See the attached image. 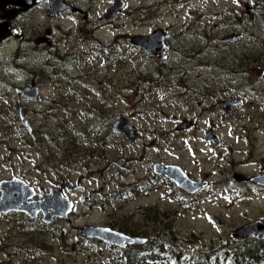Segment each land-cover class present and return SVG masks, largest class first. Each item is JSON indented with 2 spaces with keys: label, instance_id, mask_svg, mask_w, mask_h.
<instances>
[{
  "label": "rangeland",
  "instance_id": "374dc122",
  "mask_svg": "<svg viewBox=\"0 0 264 264\" xmlns=\"http://www.w3.org/2000/svg\"><path fill=\"white\" fill-rule=\"evenodd\" d=\"M110 1L90 2L93 20L101 15ZM138 1L140 0H130L131 9ZM180 1L188 4L186 13H180L178 20L171 21L179 23L180 27L187 21L199 22L194 32L187 35L185 47L189 49L190 46L194 47L195 43L197 46L201 44L205 46L199 52L196 51L195 58L192 57L190 60L175 58L176 63L172 66H181L182 62L187 61L184 67L186 70V66L190 64L187 70L189 74L197 70L198 79L208 81V88L202 86L200 94L188 95L182 88L170 91L157 82L148 83L145 78L155 76L157 73L151 68H148L150 73L143 72L146 74L144 76L137 73L135 64L139 63L141 57L127 45V38L121 39L123 46L121 52H115L113 49L108 51L104 46L115 38L117 31L113 25L100 33L99 40L104 45L94 39L86 41V62L84 57H79L78 63L67 70L69 73L67 78L63 75V80H57L60 83L53 81L56 79L54 69L50 71L53 80L52 75L48 77L44 72L40 71L41 74H38L35 71V68L43 65L40 59V63H37L40 65L36 67L33 60L34 67H30L32 71L27 74L7 73L8 78L5 81L11 85L28 83L30 80L46 85L41 92L47 100L23 103L30 110L29 122L36 137V141L33 142L26 131L19 130V122L13 120L16 98H10L7 90L0 87V180L17 177L25 183L34 184L48 191L57 179L69 178L76 181L82 178L92 207L81 205L80 195L74 196L75 201L76 199L78 201V207L69 223L58 225L62 230L60 242L54 239V232L37 233L42 228L28 226L23 216L7 215L2 221L0 232L1 236L3 234L1 238L10 244L5 252L11 259L4 264H82L84 260L81 261L82 258L75 261L67 255L62 256L59 246H62V249L67 248L62 245L64 240L71 245L70 238H73L75 232L73 225L77 227L86 224L101 225L109 221L111 210L107 207L102 209L103 199L99 193L101 190L105 193L112 192L119 186L114 182L104 183L114 175V169L118 170L119 166L115 165L118 157H125L129 161L134 152L135 157L140 156V160L144 155L155 162L175 161L178 158L195 176H198L199 172L207 174L214 169V165L206 159L205 154H199V160L193 164L189 162L190 165L184 160L186 158L182 156L186 152V143L197 152L203 145L197 143L198 139L191 140L193 133L174 132V118L177 120L181 117L198 118L202 130L207 129L209 123L214 120L226 135H230L232 130L236 129H256L257 134L263 133L261 131H264V85L261 82L264 81V0ZM82 4L86 6V0L85 2L83 0ZM245 5L250 9H245ZM249 11L256 20L251 23L246 17L238 25L237 19L241 18L240 14ZM34 23H37V15L29 18V24ZM63 23L67 24L66 22L61 24ZM48 25L50 22L44 26ZM125 25L123 33L134 31L132 21H125ZM35 26L31 28L35 29ZM148 29L146 25L144 29L139 28L138 31L145 32ZM227 35H235V39L224 41ZM79 49L81 50V47ZM115 56L119 58L117 64H108ZM104 67L107 69L101 70ZM185 70L182 69L181 77H173L171 80L188 81L189 75L185 74ZM242 73L244 75H241ZM169 76L170 74L166 72L162 74L164 80H169ZM241 86L245 89L241 97L243 105L234 109L230 118L223 119L218 109L203 110L204 104H208L207 109H210V103L216 97L221 100L225 95L220 94L221 92L226 93L228 90L233 92ZM204 89L217 91L212 92L213 99L210 102ZM198 103L202 106L200 107ZM121 113L124 120L128 118L133 126L143 133L136 148L119 147L122 144L119 137L110 135V126ZM259 143L264 144L262 141ZM144 144L149 145L150 150L145 151ZM101 154L107 156L108 161H100ZM240 155L238 152L233 153L234 157ZM111 163L115 167L111 170L110 176L98 173L104 171L106 166H111ZM119 163L125 165V162ZM225 164L224 161L219 162L221 167ZM127 165L129 166V163ZM244 169L251 170L250 167ZM168 193L169 191L162 187L148 198L139 197L132 202H124L126 207L120 206V210L127 216L131 214L133 208L149 205L172 213V216H176L177 234L183 240L177 241L176 245L185 253L207 247L209 242H220V238L225 239L234 229L255 218L264 219V198L232 200L230 196L217 197L216 192L211 190L191 202L178 201L173 198L174 195ZM34 241L40 243H33ZM17 246L22 248L16 249ZM96 247L97 245L86 244V264L101 261L99 253L98 260L94 259V256L90 257L99 251ZM1 249L0 247V257Z\"/></svg>",
  "mask_w": 264,
  "mask_h": 264
},
{
  "label": "flooded vegetation",
  "instance_id": "af4514ba",
  "mask_svg": "<svg viewBox=\"0 0 264 264\" xmlns=\"http://www.w3.org/2000/svg\"><path fill=\"white\" fill-rule=\"evenodd\" d=\"M52 1L53 0H40L38 4L29 10L10 19L8 26L10 30L15 31V34L14 36L0 41V75L6 72V74L0 77V87L3 90H7V94L10 98H16L13 108V120L19 122V130L26 131L33 142L36 141V137L32 133L33 129L31 130L29 122L31 114L28 111L30 110L24 106L23 103L34 102L40 99H42V102H45L43 99L47 100V98L42 96L41 91L43 86L46 85L37 83L35 80H30L28 83L11 85L9 82L7 83L5 81L6 78H8V74L12 72L15 73L14 75L27 74L29 71H32L30 67H34L33 60L35 61L36 67L40 65L37 64L40 63V59L43 61V65L41 64L38 69L35 68V71L38 74H41L40 71L44 72L46 76L50 77L52 75L50 71L54 69L56 79H54L52 75V80L54 79L53 81H55V83H60V81L57 80H63V75L67 78V75H69L67 70L78 63L80 60L79 57H84L86 62V41L94 39L97 43L104 45L99 40L100 33L105 30V28H111V25H113L117 33L115 34V38L104 46L108 51L113 49L115 52H121L123 50L121 39L127 38V45L141 57L139 63L135 64L137 73L144 76L146 74L143 72L150 73L148 68H151L152 71L157 73L155 76H148L145 78L148 83L157 82L159 85L161 84L163 88L170 91L174 88H182L188 95L200 94L199 90L200 88L202 89V86L208 88V81H201L198 79L197 70H193L191 74L187 72L190 64L186 66L185 70L184 65L187 61L182 62L181 66H172V64L176 63L175 58L180 57L190 60L192 57L195 58L197 56L196 51L199 52V50L205 46V44L197 46L195 43L194 47L190 46L189 49L185 47L187 35L194 32L195 26L199 23L197 22L198 20L184 22L183 27H180L179 23L171 21L178 20L180 13H186L188 4L183 1L140 0L138 4L131 9L130 0H111L101 15L94 20L92 8L90 7V2L92 0H86V6L82 4L83 0H63V5L67 6L69 9H60L54 13V15L50 16L49 11ZM95 1L100 2L104 0ZM245 9L249 10L250 8L246 7ZM12 10H15L13 6H7L4 11H0V17L1 15L3 16L4 13H10ZM250 13L251 11H249V13L245 12V14L241 13V18L237 19V24L240 25L243 18L245 19L246 17L253 23L256 18ZM32 15H37V23L29 24V18ZM122 20L124 22H121ZM6 21L7 19H0V24ZM125 21H132L134 31L123 33L126 28ZM48 22H50V25L44 26ZM62 22H66L67 24H61ZM146 25H148L149 28L147 31H138L139 28L144 29ZM33 26H35V29L31 28ZM149 37H156L159 40L162 47V54L157 55V48H155L156 50L154 49L152 53H147L140 47V40L137 38L147 39ZM194 37L195 35H193L192 40H194ZM135 39H137V41ZM234 39L235 35H227L224 37V41H232ZM134 40L136 43L133 42ZM191 43H193V41ZM79 47H81V50ZM118 61L119 58L115 56L108 64L112 63L114 65L117 64ZM105 69L107 68L104 67L101 70ZM182 69L185 70L186 75H189L188 81L187 79L172 81L171 79L173 77H181ZM163 72L170 74L169 80L163 79ZM241 75H244V73ZM22 76L24 75H21V77ZM261 83L264 85V81ZM47 84L49 83L47 82ZM34 90H36V93H34ZM203 91L208 94V102L213 99V97H211L212 92H217L209 91L208 89H204ZM244 92V86L235 89L233 92L229 90L226 93L221 92L220 94H225L224 97L221 100L216 97L214 101L210 103V109H207L209 107L208 104L202 106L201 103H198V105L200 107L202 106L203 110L218 109L223 119H228L234 109L242 107L243 101L241 97H243ZM238 102L239 104H235ZM121 115L123 116L122 113L119 114L111 124L110 135L119 137L122 143L119 147L136 148L141 142L143 133L141 130L136 129L128 118H125L129 123V127L126 129L128 136L117 134L112 128L113 125L119 121ZM174 124V132L193 133V139L191 138V140L194 141V139H198L197 143L203 145L197 152L195 149L192 150L188 143H186V152L182 157L186 158L184 160L188 162V165L199 160V154H205L206 159L212 162L215 168L211 169L207 174L199 172V175L195 176L192 172L187 170V165L182 163L178 158L175 161L155 162L149 160L147 156L144 155L140 160V156L135 157L134 152L131 155L132 159L129 161H127L125 157H118L115 161V165L119 166L118 170L115 171L114 169V175L109 177V180L104 183L114 182L119 186L112 192L105 193L101 190L99 193L102 195L101 197L103 199L102 209L109 208L111 210L109 213L110 219L108 222L102 223L101 225L86 224V227L111 230L128 239L143 240V244L129 245L125 243L123 247L107 244L98 239L86 238L80 235L79 230L85 226L77 227L73 225L75 232L73 233V238H70L71 245L69 246L68 242L64 240L62 241V245L67 248L62 249V246H59L62 256L67 255L69 258H74L75 261L76 259L82 258L81 261L84 259L82 264H86V244L89 243L97 245L96 248L99 249V251L90 255V257L94 256V259L98 260L99 253V258L101 257V261L104 259L106 264H111L109 259L116 257L117 254H121L122 257H125L128 253H131L137 258L138 255L146 252L153 258L155 255V242L159 240V234H165L170 231L178 232L175 227L176 216H172V213H169L167 210H161L158 207L153 208L149 205L137 206L133 208L131 214L127 216L124 214L123 210L120 209L126 207L124 202H132L137 198L139 199V197L148 198L152 193L160 190L162 187H165L169 191L168 194L171 196L174 195L175 197L173 198L178 201L191 200L192 202L203 193H209L211 190L216 192L217 197L230 196L232 200L253 197L264 198V185H261L264 181V144L259 143L260 141L264 142V131H261L263 133L257 134L258 130L256 129H236L232 130L230 135H226L224 131L218 128V124L214 122V120L209 123L207 129L202 130L198 118L191 117H181L178 120L174 118ZM143 147L145 151L150 150V146L147 144H144ZM234 152H238L241 155L239 157H234ZM99 160L108 161V158L101 154ZM220 161L226 163L224 167L219 165ZM119 162H125V165L123 166ZM127 163H129V166ZM115 165L111 163V166H106L104 171L97 172L103 174V176L106 174L110 176L111 170ZM156 167L163 170L165 174L155 173ZM246 167H250L251 170H245L244 168ZM94 170L96 171V169ZM176 173L179 174L181 179H187L200 189L190 194L178 187L174 180H172ZM129 178H131V180H129ZM14 179L20 180L17 177H13L9 180L2 179L0 180V184L5 181H13ZM87 181L86 179V184ZM22 182L36 194L35 197L28 200V203L33 204L42 201V197L38 196L39 194H42L43 198H48L51 193H56V196H60L61 199L67 200L68 203H72V210L67 216V219H61L55 216L51 223L43 222L42 212H39L37 217L32 219L25 213L12 211L0 216V228L2 227V221L7 215H21L25 223L29 224L28 226H36L38 229L42 228V230L37 233L54 232V239L60 242L62 230H60L58 225L61 223H69L73 219L78 207V201L77 199L75 201L74 196L80 195L81 205H86L88 208L92 207L90 199L86 195L88 193L82 178L76 181L69 178L57 179L53 187H50L48 191L44 188H38L34 184ZM76 186L78 188H75ZM90 195L92 196V194ZM120 197H128V199L124 201L123 199L120 200ZM135 216L137 218H135ZM132 219H134V221H132ZM256 221L264 224L263 218H255L247 224ZM236 229L225 239L220 238V242H209L207 247L187 254H184V252L183 254L192 256L202 250L211 248L216 249L220 244L225 245L230 242H242L250 238L262 239L260 237H248L243 240H236L233 237V232ZM2 236L0 232V247L2 248L0 264L7 263L11 259L9 254L5 252L10 244L7 243V240H3V238H1ZM33 243L37 244L40 242L34 241ZM20 248L22 247H16V249ZM175 250L180 253L183 252L179 250V246L175 247ZM165 260L167 259L162 257L161 261L164 262ZM95 263L97 262L95 261ZM152 263V261H149L147 264Z\"/></svg>",
  "mask_w": 264,
  "mask_h": 264
},
{
  "label": "water",
  "instance_id": "95a60500",
  "mask_svg": "<svg viewBox=\"0 0 264 264\" xmlns=\"http://www.w3.org/2000/svg\"><path fill=\"white\" fill-rule=\"evenodd\" d=\"M39 2L40 0H0V11H4L7 6H13L15 8V10H12L10 13H4V15H1L0 17V19H7L6 22L0 24V41H3L10 36H14L15 34V31L9 29V20L16 17V15L29 10ZM60 9L64 10L69 8L63 5V0H53L50 4L49 15H54V13H56ZM137 39L140 40L139 45L145 52L152 53V51L157 48V55L162 54V47L156 37ZM137 39L135 40L137 41ZM135 40L133 41L134 43H136ZM34 93H36V90H34ZM122 119L123 117L121 115L120 121L116 122L112 128L117 134L128 136V134L126 133V129L129 127V123L126 119V121ZM155 173L165 174V172L158 167H156ZM172 180H174L175 184L178 187L182 188L190 194H193L200 189L199 187H197V185L189 182L187 179H181L178 173L175 174L174 179ZM261 185H264V181ZM78 187L76 186L75 188ZM0 192V216L2 214L16 211L25 213L33 219L37 217V214L39 212H42L43 222L51 223L53 217L55 216L61 219H67V216L72 210V203H68L67 200H63L60 198V196H56V193H51L50 197L48 198H43L42 194H39L38 196L42 197V201L33 204L28 203V200L35 197L36 194H34L33 190L26 186L22 181L17 179L8 182H2L0 184ZM79 233L86 238L98 239L100 241H103L104 243L116 245L119 247H123L125 243L134 245L143 244L144 242L143 240L128 239L126 237H123L121 234L104 228H93L85 226L79 230ZM233 237L236 240H243L248 237H260L264 239V224L256 221L244 225L243 227L233 232Z\"/></svg>",
  "mask_w": 264,
  "mask_h": 264
},
{
  "label": "trees",
  "instance_id": "16d2710c",
  "mask_svg": "<svg viewBox=\"0 0 264 264\" xmlns=\"http://www.w3.org/2000/svg\"><path fill=\"white\" fill-rule=\"evenodd\" d=\"M122 199L125 201L128 197H120V200ZM179 240L183 241L176 231L159 234V240L155 242L153 258L144 252L137 258L128 253L125 257L117 254L116 257L109 260L111 264H147L149 261L153 263L162 262V257H164L167 260L162 263L167 262L169 264H264V239L250 238L242 242L220 244L216 249L202 250L192 256L184 255L187 253H180L175 250V247L178 246L176 242ZM104 261L103 259L96 264H106Z\"/></svg>",
  "mask_w": 264,
  "mask_h": 264
}]
</instances>
